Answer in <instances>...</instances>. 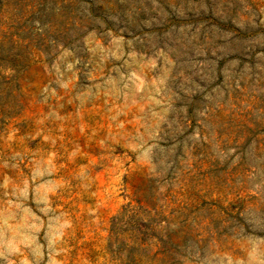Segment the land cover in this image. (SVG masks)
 <instances>
[{
    "label": "rangeland",
    "instance_id": "1",
    "mask_svg": "<svg viewBox=\"0 0 264 264\" xmlns=\"http://www.w3.org/2000/svg\"><path fill=\"white\" fill-rule=\"evenodd\" d=\"M0 264H264V0H0Z\"/></svg>",
    "mask_w": 264,
    "mask_h": 264
},
{
    "label": "trees",
    "instance_id": "2",
    "mask_svg": "<svg viewBox=\"0 0 264 264\" xmlns=\"http://www.w3.org/2000/svg\"><path fill=\"white\" fill-rule=\"evenodd\" d=\"M159 1H161V2H162V0H159Z\"/></svg>",
    "mask_w": 264,
    "mask_h": 264
}]
</instances>
